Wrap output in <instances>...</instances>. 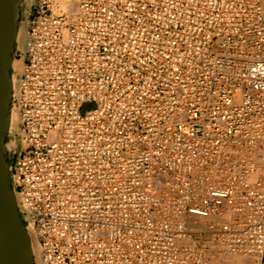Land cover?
Returning a JSON list of instances; mask_svg holds the SVG:
<instances>
[{
    "label": "built area",
    "instance_id": "obj_1",
    "mask_svg": "<svg viewBox=\"0 0 264 264\" xmlns=\"http://www.w3.org/2000/svg\"><path fill=\"white\" fill-rule=\"evenodd\" d=\"M17 55L34 264H264V0H29Z\"/></svg>",
    "mask_w": 264,
    "mask_h": 264
},
{
    "label": "water",
    "instance_id": "obj_2",
    "mask_svg": "<svg viewBox=\"0 0 264 264\" xmlns=\"http://www.w3.org/2000/svg\"><path fill=\"white\" fill-rule=\"evenodd\" d=\"M28 7L29 0H0V264H34L37 254L11 174L19 147L18 121L14 126L12 123V112L16 111L12 100L21 70L17 54L25 37Z\"/></svg>",
    "mask_w": 264,
    "mask_h": 264
},
{
    "label": "bare ground",
    "instance_id": "obj_3",
    "mask_svg": "<svg viewBox=\"0 0 264 264\" xmlns=\"http://www.w3.org/2000/svg\"><path fill=\"white\" fill-rule=\"evenodd\" d=\"M14 69H15V70H16V69L18 70V66L15 65ZM17 121H18L17 113H16V111H13V112H12V123H13V126L17 123ZM205 221H207V220H204V219H197L196 221L193 220V221H192L193 227H196V225H197V224H194V223H198V222H199V223H201V224L203 225V223H204ZM31 237H32V240H33V239H34V236L31 235ZM32 246H33V250H34V252H36L37 249H36L35 245L33 244ZM234 260H235V259H234ZM235 261H236V262H239V263H243V260H241V258L236 259Z\"/></svg>",
    "mask_w": 264,
    "mask_h": 264
},
{
    "label": "rangeland",
    "instance_id": "obj_4",
    "mask_svg": "<svg viewBox=\"0 0 264 264\" xmlns=\"http://www.w3.org/2000/svg\"><path fill=\"white\" fill-rule=\"evenodd\" d=\"M93 107V103L92 102H86L84 103L82 106H81V111H84V110H88L90 108ZM197 227H201L200 229H203L204 227L201 225V224H197L196 225V228Z\"/></svg>",
    "mask_w": 264,
    "mask_h": 264
},
{
    "label": "crops",
    "instance_id": "obj_5",
    "mask_svg": "<svg viewBox=\"0 0 264 264\" xmlns=\"http://www.w3.org/2000/svg\"><path fill=\"white\" fill-rule=\"evenodd\" d=\"M194 224H201V223L198 222V223H194ZM201 225H202V224H201Z\"/></svg>",
    "mask_w": 264,
    "mask_h": 264
}]
</instances>
